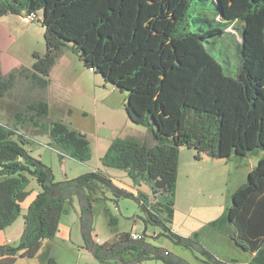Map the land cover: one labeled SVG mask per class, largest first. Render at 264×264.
<instances>
[{"label":"trees","instance_id":"trees-1","mask_svg":"<svg viewBox=\"0 0 264 264\" xmlns=\"http://www.w3.org/2000/svg\"><path fill=\"white\" fill-rule=\"evenodd\" d=\"M196 1L212 3L216 11L211 20L199 13L197 18L191 16L189 9ZM37 12H42L41 19ZM31 14L43 29L45 52L32 55L31 68L0 75V99L17 78L46 90L50 70L65 50L71 51L84 68L126 93L128 120L148 129L151 147L134 139H115L100 161L124 171L135 186L145 182L150 194L128 192L99 171L54 182L51 168L23 147L29 142L21 134L23 129L30 125L47 132L60 153L81 163L90 157V143L63 121L46 125L50 109L44 100L29 102L23 111L13 113L11 123L0 122V231L21 216L31 178L40 191L22 215L18 245H0V264L35 257L44 241L55 238L75 198L80 202L81 248L99 263L185 264L145 243L143 236L133 240L132 233L115 231L117 219L107 209L104 215L113 237L98 244L92 238V225L96 206L107 200L103 189L111 191L113 201H136L144 224L160 226L164 237L197 250L212 264H238L216 259L201 246L198 232L189 237L174 233L148 200L163 196L164 202L154 206L173 215L181 148L192 150L196 159L204 155L228 161L264 154V0H0V18ZM237 23L242 31L240 67L232 77L205 42L214 45ZM207 226L226 227L232 245L250 256L245 264H264V156L232 193L225 216ZM40 260L54 263L50 248L44 249Z\"/></svg>","mask_w":264,"mask_h":264},{"label":"rangeland","instance_id":"rangeland-1","mask_svg":"<svg viewBox=\"0 0 264 264\" xmlns=\"http://www.w3.org/2000/svg\"><path fill=\"white\" fill-rule=\"evenodd\" d=\"M189 11L193 18H197V13H199L201 17H208L211 20L216 9L210 2L196 1L192 3ZM37 15L41 19L42 12H37ZM21 22L25 23L23 19H21ZM25 24H30L32 27L30 36L22 38L19 46L12 51L13 55L23 62L25 58L19 52L23 50L22 45L25 46L29 42L39 50L43 42V33L39 22ZM196 26L208 29L206 24H196ZM191 30L197 32L196 27H191ZM241 32V25L237 23L226 29L221 37L216 38L214 45L205 42L211 55L221 64L225 73L232 77L238 75L240 67ZM209 40L212 41V38ZM67 85L68 87L64 90L65 104L61 110H57L60 103L54 98L50 99V95L46 90L37 89L29 81L17 78L11 89L0 101L2 106L0 122L11 123L13 119L12 113L23 111L29 102L37 100L46 101L50 109L48 118L44 120L46 125L53 121L71 123L72 126L84 129L91 142L90 157L86 162L81 163L71 159L63 152L60 153L47 132L41 130L35 131L30 125H27L23 131L21 130V134L25 135L27 140L30 139L23 147L29 151L32 157L51 168L54 182L75 179L99 167L101 171L105 169L114 178L113 181L118 187L128 192L132 191L133 182L128 175L124 171L103 166L100 161L101 156H99L103 147L115 137L124 138L127 135L134 137V140L144 143L149 147L153 145L148 129L134 125L128 120L124 111L126 93L113 89L109 84L104 83L100 75L94 74L86 68L80 70L78 73H73ZM52 106L55 108H52ZM96 139L99 143L96 142ZM61 155L62 159L60 158ZM253 158L255 159L256 156H253ZM140 186L142 191L150 194V187L145 182H142ZM28 191V197L21 204V216L13 225L0 231V245L8 238L12 239L14 243H10V240H8L7 244L13 247L18 245L20 233H22L24 226L22 215L26 213L28 205L40 191L39 186L32 178L30 179ZM103 191L107 200L100 202L94 212L92 225V238L94 240L98 239L99 242H102L113 235L111 232L112 228L108 226L104 215V209H107L109 214L117 219V230L115 229V231L118 233L130 232L139 234L143 236L145 243L158 249L170 251L173 258L181 259L185 264H206V262L212 264L207 257L200 254L197 250L191 251V249H187L173 240L164 237L160 226L144 224L142 221L144 213L139 209L136 201L126 198H119L116 199L117 201H113L114 196L111 191L106 189H103ZM219 198L220 196H215V206L218 205L217 200ZM154 201L155 199L150 196V201L148 200V202L152 205L153 209L157 210L155 212L167 221V226L174 233L188 237L198 232L201 239H204L203 232L199 228L198 218L204 219L213 215V213H209L206 210L209 208L210 212H212L211 208H214L212 201L202 202L200 198L198 200L192 199L184 204V210H182L184 214L176 213L175 218L173 215L169 216L165 210L155 207ZM79 216L80 202L78 198H75L73 205L68 208V213L61 218L59 232L55 238L51 241H44L43 247L35 257H16L12 264H49L47 261L40 260V255L45 247L50 248V257L54 264H101L90 252L81 248L83 237ZM144 230L145 233L143 234ZM154 234L157 235L156 238L153 237ZM209 245L215 255L236 259L237 261H243V256L238 254H248L243 253L232 244L230 245L223 235L216 237V241L212 245ZM143 264L164 263L152 260L146 261Z\"/></svg>","mask_w":264,"mask_h":264},{"label":"crops","instance_id":"crops-1","mask_svg":"<svg viewBox=\"0 0 264 264\" xmlns=\"http://www.w3.org/2000/svg\"><path fill=\"white\" fill-rule=\"evenodd\" d=\"M22 18H23L22 15H6L0 18V75L1 76H5L9 72L15 69L31 68L33 64L32 55L38 54L42 56L45 52L44 39H43L42 46L39 48V50H37L34 47V45L33 44L31 45L29 42L25 45L26 47L22 45L23 50H20L19 52H21L22 56H24L25 58L24 62L19 61V59H17V57L13 55L12 51L17 46H19L22 38L24 37L27 38L28 36H30L32 29L30 24H25L21 22ZM41 31L43 33V29ZM83 67H84L83 64L79 61L78 57L74 53H72L69 50H65L58 59V61L56 62V64L50 70L49 84L46 88V91L50 95V99L54 98L55 100H57L58 103H60V106L57 107V110L59 109L61 110V108L65 104L64 90L66 89V87H68L67 83L69 82V79H71L72 74L78 73L80 70L84 69ZM1 100L2 99H0V101ZM53 107L54 106H52V108ZM1 110H2V106L0 104V111ZM66 124L70 126V128L75 129L81 132L82 134H84L91 145L90 138H88V135L86 134V131L84 129H82L81 127L77 128L75 126H72L71 123L70 124L66 123ZM133 138L134 137H129L126 135L124 138L115 137L114 139H111V141H109V143H107V145L103 147V150L101 153H99V156L103 157L108 147L115 139H133ZM96 142H98L97 139ZM253 156H256V158L254 159ZM263 156L264 154L260 153L258 155H252L241 159L231 158L228 161H224V160H213L204 155H200V158L196 159L195 153L192 150L181 148L179 151L176 189H175V196L173 199V217L175 218L176 213L184 214V212L182 211L184 210L183 209L184 204L191 201L192 199L198 200L200 198L202 202L212 201L214 206V208L213 207L211 208L212 212H210L209 208H207L206 210H208L209 213H213V215H211L209 218H204V219L198 218L200 225L199 228L202 230L203 238H204L202 240L200 236V244L204 249L209 251L211 254H213V256L216 259L220 261L237 262L238 264H245L250 259V256L247 254L245 255L238 254L240 256H243V261H237L236 259L215 255L213 249L210 247L209 244L212 245L216 241V237H220L221 235H223L230 245L232 243L228 237L226 227L221 226L220 229H212L209 228L207 225L225 216V212L231 204L232 193L247 181V176L249 172L257 164L259 159ZM94 171H99L109 176L112 180H114V178L111 175H109V173L105 169L101 171V169L98 167L92 170V172ZM140 187L141 186L138 187L133 184V189L130 192L136 194L139 191L147 195L149 194L146 193L145 191H142ZM215 196L216 197L220 196V198L217 200L218 201L217 206H215L214 203L216 202L214 200ZM154 199H155L154 202L157 201L164 202L163 196L157 195V197ZM22 233H20V237ZM112 237L113 235L109 237L107 240L102 242H99L98 239H96L95 241L98 244H101L106 241H110ZM8 240H10V243H14L12 239L8 238L6 239V241L2 243V245L7 244V242H9ZM46 248L49 247H45V249ZM168 252L171 255V252L170 251Z\"/></svg>","mask_w":264,"mask_h":264},{"label":"built area","instance_id":"built-area-1","mask_svg":"<svg viewBox=\"0 0 264 264\" xmlns=\"http://www.w3.org/2000/svg\"><path fill=\"white\" fill-rule=\"evenodd\" d=\"M35 18H36V15L31 14V15H28V16H26V17H23L22 19H23V21H24L25 23H29V22H34ZM90 72H92V70H90ZM153 237H156V234H154ZM131 238H132L133 240H140V239H142V236L139 235V234H136V233H132V234H131ZM163 254H164V255H167V252L165 251V252H163Z\"/></svg>","mask_w":264,"mask_h":264}]
</instances>
